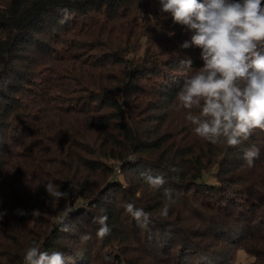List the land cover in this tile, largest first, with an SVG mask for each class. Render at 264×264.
Returning a JSON list of instances; mask_svg holds the SVG:
<instances>
[{
  "label": "trees",
  "instance_id": "trees-1",
  "mask_svg": "<svg viewBox=\"0 0 264 264\" xmlns=\"http://www.w3.org/2000/svg\"><path fill=\"white\" fill-rule=\"evenodd\" d=\"M65 11L70 18L61 22ZM191 35L160 12L157 0L0 4V264H25L33 243L62 251L67 264H93L89 252L65 246L81 234H90L85 243L95 244L104 264H210L220 256L217 241L264 264V130L239 147L214 145L192 130L175 101L185 77L181 61H192L189 71L203 64L199 48L181 47ZM37 45L42 55L31 57ZM144 112L152 125L141 133L135 114ZM253 144L260 156L248 167L244 150ZM116 165L123 177L130 168L144 184L142 174L164 176L163 188L178 193L167 219L159 215L163 188H125L113 175ZM109 166L106 186L116 195L103 201L105 186L95 187L90 176ZM48 182L69 198L47 203ZM77 194L82 199L73 201ZM126 203L151 213L148 229L126 213ZM66 206L75 210L64 218ZM99 215L111 229L103 239L92 222ZM61 219L70 231L60 230Z\"/></svg>",
  "mask_w": 264,
  "mask_h": 264
},
{
  "label": "clouds",
  "instance_id": "clouds-1",
  "mask_svg": "<svg viewBox=\"0 0 264 264\" xmlns=\"http://www.w3.org/2000/svg\"><path fill=\"white\" fill-rule=\"evenodd\" d=\"M162 14H169L173 23L180 24L192 33L190 41L181 47L200 49L201 67L193 71L190 59L181 61L185 72L182 84L175 94L177 110L185 111V120L192 130L214 145L239 147L253 135L264 130V0H157ZM67 11L61 22L69 19ZM174 33H170L173 35ZM260 156V149L252 145L244 150L243 160L248 167ZM172 172L179 169L172 168ZM144 182L159 190L166 183L164 176L142 174ZM179 182V175L172 177ZM49 197L47 203L67 200L69 192L53 182L44 185ZM164 200L159 210L167 219L178 202L170 188H163ZM126 213L142 229L152 223L151 213L137 208L134 203L124 205ZM75 209L65 207L60 215L67 218ZM34 210L32 215L38 214ZM3 214H0V219ZM108 217H93L99 225L97 238L108 236L111 229ZM61 231L71 229L59 220ZM82 241L91 239L81 234ZM62 251L48 252L35 243L24 250L25 264H67Z\"/></svg>",
  "mask_w": 264,
  "mask_h": 264
},
{
  "label": "rangeland",
  "instance_id": "rangeland-1",
  "mask_svg": "<svg viewBox=\"0 0 264 264\" xmlns=\"http://www.w3.org/2000/svg\"><path fill=\"white\" fill-rule=\"evenodd\" d=\"M6 3H7V0H0V4L5 5ZM49 35H50L49 33H46L45 39H47L49 37ZM40 50L41 49H39L38 45L35 46L34 49L31 50L32 51L31 57H36V58H37V56L40 57L42 55V54H40L41 53ZM140 52H142V50H140ZM31 59L33 60V58H31ZM135 115H136V121H137L136 126H138L141 133L146 132V130L152 125V123L148 122L146 117H145L146 112L142 113L141 115H137V114H135ZM181 125L182 124L179 123V121H177V122L174 121L170 124V126H172L173 127L172 129H174V130H179ZM180 137H182V134L178 135L177 142L181 139ZM95 143L97 144L95 146V154H96L98 152V150L96 148L98 147L99 142L95 139ZM106 161L109 163L112 162V160H110V159H106ZM108 168H109V170H107V171L97 173V174H95V176H90L91 178L95 179V187H97L99 185V183L102 185L101 187L105 186L106 191H102L103 193L101 196V199L103 201H105V200L107 201L110 197H113L116 195L114 192L115 190L112 191V189H109L108 185L106 186V184L110 180V176L112 174V170H111L112 167L109 166ZM112 169L114 171V173H113L114 176H116V177L118 176L120 179L122 178L125 188H128V186H130L131 184L134 183L138 186H142V187H138V189L140 191H142V192L146 191L143 188L146 186V184L142 183V180H140L137 176H133V172H132L133 170L132 169H130V168L125 169L124 170V177H123V174L121 175V173L119 172L120 168L118 167V165L114 166ZM208 179L210 182H215L216 176H214V174L212 173V175L209 176ZM109 183H112V182H109ZM201 193H204V190ZM76 196H78V194L73 196L74 197L73 201L82 199V198L76 197ZM73 197L71 199H73ZM83 202H85V201L82 200V203ZM87 206L91 207L90 205H87ZM51 218L54 221H56L58 217H57V215H51ZM64 221H65V219H64ZM73 231H75V233H77V230H73ZM86 231L88 232L89 228ZM8 243L10 244L11 240H8ZM89 244L85 243V241H82V240H80V242H74L73 239H69V238L65 241V246H67L66 247L67 249H70L72 247L73 248L72 250H74L75 252L80 251L79 253L81 255L84 252H89V254H87L88 255L87 257H90L93 259V264H104L105 257L104 258L97 257V255H95L96 254L95 253V244L94 245H92V244L89 245ZM84 245L86 247H84ZM215 245L218 247V252L220 253V256H219V259L216 258V260H213V262L210 264H215L217 261L222 262V264H251L254 261L253 255L248 253L242 247L237 246L236 244H228L226 242L223 243L221 241H219V242L217 241V243L215 242ZM79 247H80V249H79ZM106 248L107 247H105L104 249H106ZM112 262H113V260L111 259V263ZM192 264H194V262Z\"/></svg>",
  "mask_w": 264,
  "mask_h": 264
}]
</instances>
